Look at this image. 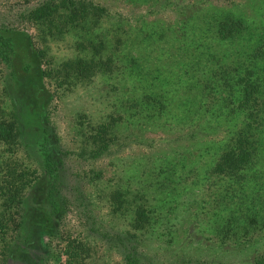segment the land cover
<instances>
[{
  "label": "rangeland",
  "instance_id": "rangeland-1",
  "mask_svg": "<svg viewBox=\"0 0 264 264\" xmlns=\"http://www.w3.org/2000/svg\"><path fill=\"white\" fill-rule=\"evenodd\" d=\"M40 1L43 0H0V34L8 39L11 49L5 53L0 47V104L8 105L6 110L12 108L19 126L14 155H4L3 159L18 160L30 173L29 186L21 192L22 202L17 206H4L0 214V264H64L62 250L69 239L87 247L84 264H124V255L131 256L137 264H249L251 257L247 254L251 247L244 250L245 238L239 244L232 238L224 239V245H220L206 232L207 208H202L206 204L200 201L208 198L205 189L181 192L185 196L180 197L177 216L159 218L161 224L155 225L154 232L130 228L127 215H122L121 209L116 210L119 206L111 197L123 184L135 190L143 182L142 177L125 178L123 170L140 165L143 168L152 155L185 151L192 139L205 136L197 133L192 138L185 129L177 127L164 129L148 125L147 129L141 126L125 129L119 126L110 130L109 147L105 151L100 154L92 151L93 146L86 142L85 136H80L82 130L88 132V126L81 124L79 128L81 118L78 114H84L83 120L93 125L110 123L112 115L108 101L117 83L98 73L91 75L89 80H76L73 73L65 77L63 63L74 62L77 58L87 60L92 51L85 38L76 40L71 34L61 36L60 40L43 42L25 17V10ZM88 1L102 6L112 16L120 15L124 30L132 36L172 25L183 17L190 19L209 5L217 10L239 13L249 28L259 29L255 47L249 45L251 39L239 38V33L219 43L217 48H213V41L207 40V47L202 49V61L210 62V72L217 79L220 76L214 72H220L219 65L222 76L227 78L234 73L235 65L246 63L249 58L257 68L264 67V16H257L249 8L255 0H146L137 5L124 0ZM179 33L180 45L185 46ZM108 49L113 51L111 47ZM130 51L129 59L135 56L137 48L133 46ZM3 57L9 62L5 63ZM180 63L181 54L177 53L171 60L164 58L161 65H171L177 72ZM150 68L149 74L156 75L155 69ZM162 73L166 76L167 70ZM209 88L218 89L214 92L216 97L226 94L225 86L215 80L210 81ZM208 92L207 103L212 105L213 96ZM11 98L13 106L9 104ZM26 108L39 114L42 132L37 133L35 126L29 131L25 128L24 121L30 116L24 114ZM32 120L36 121L34 116ZM42 150L50 153L54 164L50 175L55 180L53 194L59 209L55 216L47 215L40 201L46 178H49L42 170ZM3 152L0 145V154ZM167 230L172 231L173 240L166 238ZM132 231L135 238L129 235ZM253 239L259 240L256 235ZM250 240L252 238L245 241ZM240 247L241 251L237 252Z\"/></svg>",
  "mask_w": 264,
  "mask_h": 264
},
{
  "label": "trees",
  "instance_id": "trees-1",
  "mask_svg": "<svg viewBox=\"0 0 264 264\" xmlns=\"http://www.w3.org/2000/svg\"><path fill=\"white\" fill-rule=\"evenodd\" d=\"M124 1L137 5L146 0ZM250 7L257 16H264V0H255ZM195 13L190 19L183 17L172 25L135 36L124 30L120 15L112 16L102 6L88 0H43L25 10V17L43 42L60 40L58 38L66 34L74 35L76 40L85 38L91 55L87 60L77 58L74 62L63 63L67 67H63L65 77L73 73L76 80H89L91 75L98 73L117 83L112 87L115 89L112 99H108L110 123L93 125L83 120L84 114H78L81 118L79 128L81 124L88 126V132L82 130L80 136H85L86 142L93 146L92 151L98 154L105 151L109 147L110 130L119 126L125 129L137 126L147 129L148 125L164 129L177 127L185 129L192 138L197 133L205 136L190 140L185 151L152 155L146 161L141 158L140 161L146 163L143 168L140 165L123 170L125 178L142 177L143 182L135 190L123 184L111 197L119 206L116 210L121 209L122 215H127L130 228L154 232L155 225L161 224L159 218L177 216L181 192L205 189L208 198L200 201L206 204L202 208H207L206 232L220 245H224V239L232 238L239 244L245 238L244 250L251 247L247 254L251 257L249 264H264V67L257 68L249 58L246 63L235 65L234 73L227 78L222 76L219 65L220 72H214L220 76L217 79L210 72V62L202 61V49L207 47V40L213 41V48H217L219 43L239 33V38L251 39L249 45L255 47L259 29L256 31L251 25L249 28L239 13L217 10L211 5ZM178 33L185 46L180 45ZM8 43L0 34V47L5 53L11 50ZM133 46L137 52L129 59L127 56ZM177 53L181 54L177 72L171 65H161L164 58L171 60ZM3 60L9 62L6 57ZM150 67L155 69L156 75L149 74ZM165 70L166 76L162 73ZM212 80L225 86L224 96L214 95L218 89L209 88ZM208 90L213 96L212 105L207 103ZM9 104L13 106L12 98ZM7 106L0 104V145L4 149L0 154V214L4 206H17L22 202L21 192L30 181L29 171L21 167L18 160L3 159L4 155H14L19 136L17 115L12 108L6 110ZM27 108L24 114H30V120L24 121L25 128L29 131L35 126L37 133L42 132L39 114ZM33 116L36 121L32 120ZM216 133L219 137H209ZM42 151V170L49 178H46L40 201L45 213L55 216L59 209L53 194L55 180L50 175L54 164L50 153ZM139 167L142 168L140 174ZM133 231L129 235L135 238ZM171 232L166 231L169 240H173ZM254 235L259 240L255 241ZM247 238L252 240L247 242ZM86 249L75 239L67 240L62 250L64 264H84ZM123 260L124 264H137L128 255H124Z\"/></svg>",
  "mask_w": 264,
  "mask_h": 264
}]
</instances>
